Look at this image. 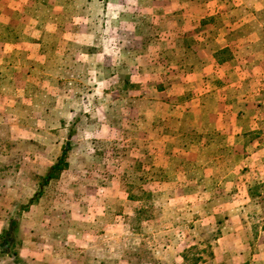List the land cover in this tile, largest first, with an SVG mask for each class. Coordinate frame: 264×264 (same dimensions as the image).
I'll return each mask as SVG.
<instances>
[{"label":"rangeland","instance_id":"1","mask_svg":"<svg viewBox=\"0 0 264 264\" xmlns=\"http://www.w3.org/2000/svg\"><path fill=\"white\" fill-rule=\"evenodd\" d=\"M218 7L264 0H0V163L21 166L0 209L22 259L34 239L48 264H264V186L183 164V89Z\"/></svg>","mask_w":264,"mask_h":264},{"label":"crops","instance_id":"2","mask_svg":"<svg viewBox=\"0 0 264 264\" xmlns=\"http://www.w3.org/2000/svg\"><path fill=\"white\" fill-rule=\"evenodd\" d=\"M221 10L229 18L223 16L221 22H211L213 32L197 52L200 70L197 66L191 70L199 77V83H189L183 89L189 93L180 117L187 157L183 164L188 171L244 172L249 175L248 180L237 178L234 185L264 186V7H218ZM193 49L190 54L196 52ZM188 76L191 81L189 71ZM10 163L18 165L16 172H20L17 161L0 163V169ZM2 172H15V168ZM8 180V176L0 178L1 186L9 184ZM46 188L30 208L41 202ZM6 212L0 209V235L10 225L4 221ZM32 240L29 249H22L26 258L22 259L17 246L16 260L36 259L48 264L47 250L40 246L39 249L38 242Z\"/></svg>","mask_w":264,"mask_h":264},{"label":"trees","instance_id":"3","mask_svg":"<svg viewBox=\"0 0 264 264\" xmlns=\"http://www.w3.org/2000/svg\"><path fill=\"white\" fill-rule=\"evenodd\" d=\"M66 155H67V150L65 149L62 155L60 156V158L57 160V162H55L49 168L46 175L43 178H41V181L38 184L39 185L38 192L34 195V197H32L28 205L21 207V210L27 211L30 208V206L37 203L43 195L44 188L50 183V181L57 179V177H59L60 174L67 169L69 163L67 162ZM2 168L4 169L2 170L0 169V178H5L6 175H14V174H9L8 172H2V171L5 169L11 170L15 168L14 173L16 174L18 165H16L15 163L4 164ZM142 210H140L139 212H143ZM16 225H17V221L12 220L8 230L4 232L2 235H0V260H2V257H6V255L9 256L11 253L12 254L14 253V257H17L16 252L14 251L17 244L15 238L12 236V229Z\"/></svg>","mask_w":264,"mask_h":264}]
</instances>
